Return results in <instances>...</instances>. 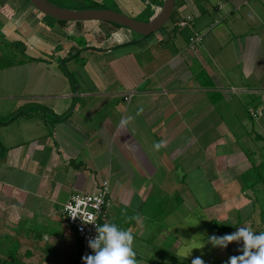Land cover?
<instances>
[{
	"label": "crops",
	"instance_id": "obj_1",
	"mask_svg": "<svg viewBox=\"0 0 264 264\" xmlns=\"http://www.w3.org/2000/svg\"><path fill=\"white\" fill-rule=\"evenodd\" d=\"M18 1L14 9L0 0V46L21 42L33 61L0 70V112L11 114L0 120V259L74 264L78 241L63 205L102 181L110 190L106 220L130 231L133 243L154 227L145 209L160 203L157 189H165L170 214L189 194L196 212L211 210L228 198L224 189L247 207L239 176L264 160V147L243 142L261 134L239 113L222 112L242 97L249 118L251 108L262 110L264 0H175L170 27L143 39L97 21L46 22ZM113 1L127 16H152L161 4ZM193 33L201 40L191 49ZM202 189L213 192L209 201ZM135 253L137 264H154L153 255Z\"/></svg>",
	"mask_w": 264,
	"mask_h": 264
},
{
	"label": "rangeland",
	"instance_id": "obj_2",
	"mask_svg": "<svg viewBox=\"0 0 264 264\" xmlns=\"http://www.w3.org/2000/svg\"><path fill=\"white\" fill-rule=\"evenodd\" d=\"M7 1L11 5V7H13L14 9L17 8V6L19 4L18 0H7ZM22 1L24 4L30 6V8H34L28 2V0H22ZM48 1L53 2L54 4H56L59 7L61 6L63 8H69V9H79V7L81 5H83L86 1L87 2L91 1L95 4H97V6L108 8V9L114 10L116 12H120V13L125 14L123 12V10H121L118 6L113 4L114 3L113 0H86V1L85 0H48ZM129 16L133 19L141 20V21H144L146 19L145 15L134 16V14H130ZM47 21L48 20H46V22ZM46 22L44 21L43 24H45ZM30 23H31V20L29 21V26H30ZM51 23H52V21H51ZM170 25H171V19L169 20V22H167L164 25L163 28L166 29L167 27H170ZM161 31H164V30L161 29ZM72 38H73V36H72ZM74 40L76 41L77 45H80V46H83V42H85L84 38L82 39L80 35L74 36ZM130 51H131V49H130ZM79 62H81V60ZM62 70H64V73L68 74V72H66L63 67H62ZM233 78L235 79L234 81H236L238 79L236 77H233ZM262 94L264 95L263 92H260L257 95V97L260 98ZM242 98H243V102H242L243 104L239 103L238 101H235L232 104V107L228 108V109H224L222 114L224 115L225 113H228V112L239 113L240 114V116L238 115L239 118L240 119L244 118L247 121L246 126H248V128H249V127H251V125H254L255 130L259 134H261V137H262L264 132H262V129L258 128L256 125L258 124L261 127L264 126V103L260 104V105H262L261 106L262 110L258 108L262 112V114L259 116L261 118L258 117L259 119L251 121L247 115L248 113L246 112L247 111V99L248 98H246V97H242ZM253 108H254V106H253ZM9 109H11V108H9ZM25 109H23L21 111H25ZM249 109H250V107H249ZM4 110L5 111H3L2 113L0 112V120H10L11 118H8V117H10L11 114L9 115V112H8V114H6L8 109L6 110V108H4ZM231 110H232V112H231ZM45 113H46L45 116L49 115L47 113V111ZM48 117L51 120V116L49 115ZM20 118L22 119V117H20ZM30 119L31 120H38V118L35 116V114H33L30 117ZM224 120H233V119L224 118ZM235 121L238 123L241 120H235ZM236 128L237 127L233 128V129H236ZM237 130L240 131L241 128H238ZM237 130L234 131L233 134H236V132H238ZM254 135H255L254 133H253V135L250 134V140H247V142H245V143L243 142V145H247L248 148H253V145H255V143H257L258 146H262V144L264 142L260 141V140L255 141ZM240 188H241V183H239V191H240ZM163 190H165V189H157V190L153 191L152 197L155 196L157 199L156 202H160V203L155 204V200L153 199L154 204L147 205L146 209H145V212L147 210H149V213H150V215H152L153 220L155 218L154 227L151 230L149 237L144 236L145 235L144 234L143 236L145 239L143 238V240H146L145 242L137 241V242H134L132 244V247L134 248V250L137 253H139L140 255H143L144 253H147L146 256H148V257L150 256V254L153 255V257L156 258L154 260V264H172V263L169 260H164L161 263L159 261V259L156 257L154 251H152V253H149V249L150 250L153 249L152 246H150L148 241H147V239H149V238L150 239L155 238L156 243H158L159 240L163 241L162 242L163 248H166V249L170 248V250L176 249V252H175L176 257L184 258V259L186 258V259H190V260H193L194 258L199 257L203 261V264H222V263H215V261L220 260V259H229V257H231V256L241 257L243 255V248L241 246L242 245V238L237 237L231 243H229L226 248L221 247L220 245H214V242L209 240V237L212 234L216 233V231H214L210 225L212 223V221L218 222V223H223V224H226L229 226H235L233 231L230 234L236 233L237 229H241V228H247L249 231L253 232V234H257L255 232L259 228L262 227L261 224L264 225V214L262 216L260 215L261 209L264 210V208H260L259 204H258L257 206H255V210L252 209L250 200H249L247 207L246 206H242V207L239 206L237 204V201L241 202V199L239 200V198H237L236 196H233L234 190H232V189H224L221 191V194H220L221 198H227L228 197L225 200L224 199L221 200V198L219 199L217 197V196H219V194L216 195V198H218L222 202L224 201L223 203H219L218 205L213 207L211 210L207 209V210L200 211L201 213L196 212L197 210L196 211L194 210L195 201H194L192 195L189 194V195H187V197H185V201H186L185 204L186 205L184 204V206L182 205L179 207V209H181L180 213H178L177 211H174L173 214H170V211L168 212V208L170 207L169 203H168L169 200L166 199V197H164V196L161 198ZM200 191L201 192L203 191L204 197H205V198L203 197V199H206L207 201H209V199L207 198V194H209V196L213 195V192L211 190L202 189ZM209 191H210V193H209ZM171 192H172V190H170V193ZM249 194H250V196H254V194H252L251 192ZM156 195H158V196H156ZM256 196L258 197V203L261 202V204H264V187H263V189H260L259 194H256ZM182 208H184V209H182ZM197 209L199 210V208H197ZM238 209H242L243 212L240 213L241 214L240 217L242 220L241 224L237 225L236 221H237L238 215H237L236 211ZM145 212H144V214H145ZM248 214H250V216H249V218H246ZM177 217H179V220H176ZM181 219H183V221H181ZM166 227H168V228L166 229ZM158 236H160V237H158ZM152 245H154V244L152 243Z\"/></svg>",
	"mask_w": 264,
	"mask_h": 264
},
{
	"label": "clouds",
	"instance_id": "obj_3",
	"mask_svg": "<svg viewBox=\"0 0 264 264\" xmlns=\"http://www.w3.org/2000/svg\"><path fill=\"white\" fill-rule=\"evenodd\" d=\"M130 119L122 118L120 124L124 125ZM160 146L155 145L157 148ZM98 233L95 240L87 241L93 253L81 257L83 264H137L132 247L133 234L130 231L119 229L115 224H103L98 228ZM237 237L242 238L243 255L229 257L227 264H264V231L253 234L247 228H241L234 234L210 236L209 240L214 245L226 248ZM191 264H203V261L197 257Z\"/></svg>",
	"mask_w": 264,
	"mask_h": 264
},
{
	"label": "trees",
	"instance_id": "obj_4",
	"mask_svg": "<svg viewBox=\"0 0 264 264\" xmlns=\"http://www.w3.org/2000/svg\"><path fill=\"white\" fill-rule=\"evenodd\" d=\"M1 5H2V7H1L2 11L3 12L6 11L7 8H6L5 4L2 3ZM82 8H104V7L97 6V4H95L91 1L90 2L86 1L83 5H81L79 7V9H82ZM150 13L151 12H149V10H147L146 15L147 14L148 15L146 16L145 20H147L151 17ZM43 18L45 20L50 21V22L52 21V23H54V22L64 23V21H58V20L52 19L48 16H43ZM171 18H172V16H171ZM102 23L110 26L111 29L121 28V26L116 25V24L106 23V22H102ZM161 29L164 30L163 27ZM29 61H33V58L26 56L25 46L21 42L15 41V42L6 43V44L0 46V70L8 68V67H12V66L24 63V62H29ZM249 116H250V118H252L250 113H249ZM257 139L264 141V139L261 138V136H258ZM263 147H264V143H263ZM239 177L241 180L240 181V183H241L240 191L243 193V195L248 200L251 201L252 209L255 210V206H257L259 204L258 203V197L256 196V193H257L256 186L259 184L264 185V160H262L260 163H258L256 165H251L244 172H242ZM250 192L252 194H254V196H250V194H249ZM263 214H264L263 211H260V215L262 216ZM241 221L242 220L239 217L236 221V224L237 225L241 224ZM210 225L213 228V230L216 231V233L212 234L211 236H214V235L215 236H222L225 234H230L235 227V226H229V225H226L223 223H218V222H213V221ZM261 225H262V227L259 228L255 233L258 234L261 231H264V225L263 224H261ZM147 241H148L149 245L152 246L156 257L159 259V261L161 263L164 260H169V261H171L172 264H191L192 260H190V259H186V258L184 259V258L176 257L175 256L176 249L170 250V248H167V249L163 248V244H162L163 241L159 240V242L156 243L155 238L154 239L149 238V239H147ZM152 243L154 245H152ZM79 252H80V244L78 241V254H79ZM227 261H228V259H220V260L215 261V263L227 264ZM0 264H14V259L12 257H8V259H0Z\"/></svg>",
	"mask_w": 264,
	"mask_h": 264
},
{
	"label": "built area",
	"instance_id": "obj_5",
	"mask_svg": "<svg viewBox=\"0 0 264 264\" xmlns=\"http://www.w3.org/2000/svg\"><path fill=\"white\" fill-rule=\"evenodd\" d=\"M200 40V35L193 33L189 37V47L194 49ZM249 113L254 119L262 114L260 110L253 109H250ZM109 193V182L102 181L96 184L94 191L90 193H73L63 205L62 216L80 244V252L74 264H83L81 257L93 253L87 241L95 240L99 234L98 228L108 224L106 214L110 204Z\"/></svg>",
	"mask_w": 264,
	"mask_h": 264
},
{
	"label": "water",
	"instance_id": "obj_6",
	"mask_svg": "<svg viewBox=\"0 0 264 264\" xmlns=\"http://www.w3.org/2000/svg\"><path fill=\"white\" fill-rule=\"evenodd\" d=\"M175 0H161L157 11L141 21L108 8L69 9L59 7L48 0H28L43 16L64 22L97 21L119 25L138 35L140 39L158 32L170 20Z\"/></svg>",
	"mask_w": 264,
	"mask_h": 264
}]
</instances>
